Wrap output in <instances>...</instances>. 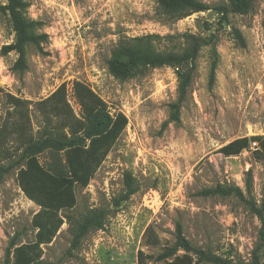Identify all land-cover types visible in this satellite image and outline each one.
Here are the masks:
<instances>
[{
  "label": "rangeland",
  "instance_id": "1",
  "mask_svg": "<svg viewBox=\"0 0 264 264\" xmlns=\"http://www.w3.org/2000/svg\"><path fill=\"white\" fill-rule=\"evenodd\" d=\"M26 1L28 17L41 23L39 33H46L48 42L44 54L29 47L27 69L14 70L17 53L1 54L15 37L2 10L6 0H0V128H8L7 153L17 147L10 120H18L9 95L28 102L33 134L42 126L36 104L62 84L73 112L80 116L72 92L76 81L99 95L112 114L122 113L128 119L89 185L76 187V206L61 212L64 225L44 247L43 260L48 264H194V256L182 251L156 261L163 248L174 243L175 225L180 222L195 247L234 262H250L259 242V219L234 197H204L201 192L220 184L238 186L258 206L264 198V162L255 160L253 149L232 157L220 153L237 139L264 136V0H254L246 15L231 14L227 21L214 8L229 0H200L212 9L179 21L162 18L157 0ZM235 30L241 33L244 47ZM184 34L201 37L208 45L201 48L193 66L180 122L171 123L170 105L178 100L177 69H138L122 80L110 73L109 61L120 42L148 36L152 37L144 47L180 51ZM214 61L215 79L210 83ZM19 157L3 163L10 165ZM39 161L47 166L50 154H41ZM18 169L13 168L0 183V264H5L13 238L25 244L36 234L32 218L39 208L19 188ZM126 174L134 178L138 192L116 207L114 200L125 191ZM91 210L107 213L104 228L91 230L72 250V222H80ZM260 264H264V249Z\"/></svg>",
  "mask_w": 264,
  "mask_h": 264
},
{
  "label": "trees",
  "instance_id": "2",
  "mask_svg": "<svg viewBox=\"0 0 264 264\" xmlns=\"http://www.w3.org/2000/svg\"><path fill=\"white\" fill-rule=\"evenodd\" d=\"M254 0H229L227 5L214 9L221 13V20L227 21L229 15H246ZM158 14L170 21H179L195 13L206 12L212 8L200 0H157ZM29 4L26 0H6L2 7L8 18L14 43L1 49L3 56L16 52L18 59L13 69H27V50L33 46L44 54V45L48 42L46 33H39L41 23L28 17ZM236 39L244 47L241 33L235 30ZM152 36L120 42L109 61L110 73L118 79H127L135 70L146 68L174 67L177 69L178 100L170 105L169 122H180V110L186 99L191 84V73L201 48L208 45L201 37L184 34L185 46L180 51H155L144 47L143 43ZM216 55V51H214ZM216 61L212 63L210 83L216 72ZM186 68V69H185ZM2 88H0V93ZM73 96L80 107V116L75 115L68 100L67 88L62 84L51 96L36 104L42 120L41 128L33 134L27 101L8 96L12 114L18 120H10V135L15 136L17 147L7 153L4 147L7 126L0 128V183L4 176L19 166L17 181L26 198L33 202L38 212L32 218L36 230L35 238L30 243L17 244V238L10 242L5 264H48L43 260L44 247L50 245L64 225L61 212L73 209L77 200L76 187L85 188L108 157L128 125L127 117L122 113L112 114L107 103L88 85L76 81L72 87ZM10 114V115H12ZM257 162H264V136L240 138L220 149L225 157L238 156L244 150L252 149ZM50 154L51 161L44 166L39 156ZM10 157H9V156ZM15 155L20 159L10 165L3 162ZM125 191L114 200V205L128 201L138 192L134 178L125 175ZM247 190L251 186V172L246 181ZM204 197H234L244 203L260 223L259 242L250 262H234L232 259L217 255L208 249L195 247L185 236L182 224L175 225V240L171 246L163 248L156 261L173 258L178 252L194 256V264H260L264 249V198L258 206L254 199L246 196L238 186L216 185L201 192ZM107 220L103 210H91L80 222H72L73 239L71 249H78L83 238L91 230H102Z\"/></svg>",
  "mask_w": 264,
  "mask_h": 264
},
{
  "label": "built area",
  "instance_id": "3",
  "mask_svg": "<svg viewBox=\"0 0 264 264\" xmlns=\"http://www.w3.org/2000/svg\"><path fill=\"white\" fill-rule=\"evenodd\" d=\"M256 146H257V145L254 143V144L252 145V149H254Z\"/></svg>",
  "mask_w": 264,
  "mask_h": 264
}]
</instances>
